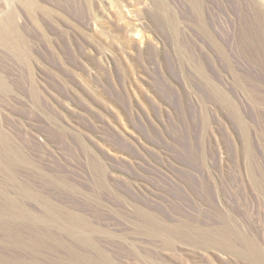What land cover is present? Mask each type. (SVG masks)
<instances>
[{"label":"rangeland","instance_id":"374dc122","mask_svg":"<svg viewBox=\"0 0 264 264\" xmlns=\"http://www.w3.org/2000/svg\"><path fill=\"white\" fill-rule=\"evenodd\" d=\"M258 13L0 0V264H264Z\"/></svg>","mask_w":264,"mask_h":264},{"label":"bare ground","instance_id":"6f19581e","mask_svg":"<svg viewBox=\"0 0 264 264\" xmlns=\"http://www.w3.org/2000/svg\"><path fill=\"white\" fill-rule=\"evenodd\" d=\"M256 29L255 32H249L248 31V36L252 35L258 43L262 45L261 50H260V56L264 62V13H258L256 14ZM257 101H259L261 104H264V94H260L258 91L254 92L252 95ZM228 103L231 105L230 107L233 109L234 112L237 110V106L234 104V102L230 99H227ZM261 112V111H260ZM237 114V113H236ZM263 117L264 119V113H262L261 118ZM241 118V117H240ZM244 119V118H243ZM240 119V123L242 127L246 126L245 120ZM263 128L260 130V136L261 139L264 141V122L262 124ZM247 135V134H246ZM249 136V134H248ZM245 139V137H244ZM247 139V137H246ZM263 179V178H262ZM264 186V185H263ZM243 243L245 246L250 250L251 255L257 259V260H262L264 259L262 251L260 249V244L257 240H251L250 238H242Z\"/></svg>","mask_w":264,"mask_h":264}]
</instances>
